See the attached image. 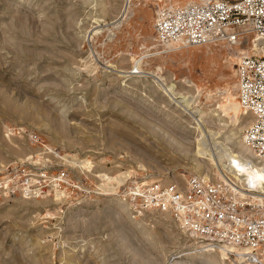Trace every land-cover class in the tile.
Segmentation results:
<instances>
[{"label":"rangeland","instance_id":"obj_1","mask_svg":"<svg viewBox=\"0 0 264 264\" xmlns=\"http://www.w3.org/2000/svg\"><path fill=\"white\" fill-rule=\"evenodd\" d=\"M126 3L0 0V264L238 263L130 194L229 176L205 155L240 151L249 123L218 110L236 93L235 51L160 49L155 6L134 0L115 23ZM183 98L208 113L213 137L195 130ZM61 171L69 182L57 188Z\"/></svg>","mask_w":264,"mask_h":264},{"label":"built area","instance_id":"obj_2","mask_svg":"<svg viewBox=\"0 0 264 264\" xmlns=\"http://www.w3.org/2000/svg\"><path fill=\"white\" fill-rule=\"evenodd\" d=\"M145 1L155 6L154 36L160 49L251 47L252 54L235 62L236 97L249 118L243 141L256 162L264 163V0ZM51 181L61 188L69 182L68 174L61 171ZM246 186V194L240 195L230 179L191 176L183 185L138 186L130 194L144 207L174 217L199 248L263 264L264 200L252 198L254 189Z\"/></svg>","mask_w":264,"mask_h":264},{"label":"bare ground","instance_id":"obj_3","mask_svg":"<svg viewBox=\"0 0 264 264\" xmlns=\"http://www.w3.org/2000/svg\"><path fill=\"white\" fill-rule=\"evenodd\" d=\"M132 5H135L133 0L130 1L129 4L126 3V5L123 8L122 14L120 15L119 20L116 21L115 23H117V22L125 19V17H127L129 10H130ZM96 35H97V33L94 34V36H96ZM234 51H235V53H233L234 56L231 57V59L233 61L235 59L237 61L241 57V55H247V54L250 55L253 52L251 50V47L250 48L249 47L241 48V49L238 48L236 50L234 49ZM134 61L137 63L139 60L135 59ZM141 61H139L138 63H141ZM136 70L138 71V73H136V74H142L141 71L139 72L138 68ZM134 73H135V71H131V72L124 73V74H132L133 75ZM233 88L235 89V91L237 90L236 83H235ZM197 89H198V91H200L201 87L197 86ZM165 91L168 93H173L175 91V88H174V86H168L165 89ZM224 99L225 100L223 102H221L220 105H218L219 106L218 110H220V112L222 114H225L226 116L233 114L237 120H240V118L246 116V113L243 111V109L240 107V105L237 101L236 93H235V95H233V93L228 92V96H225ZM176 103H177V105L180 106V108L185 109L188 112L187 114L191 118L194 119V122H195L194 128L196 131H198L199 133H202L203 135L210 134V137L212 136L211 131L209 130V128H207V125H208L207 124V119H208V113L207 112H204L203 109L196 110L198 105L193 106L194 105L193 102L187 98H183L181 101H176ZM193 109H195L196 111H194ZM213 116L219 117L220 114L214 113ZM239 125H240V123H239ZM244 130H245V128H244ZM216 135H217V133H216ZM239 146H240V151H234L233 149L229 148L220 154L210 151L209 154L205 155V153H204L205 149L200 148V144H199V146H198L199 149L197 150L196 154L200 157L203 156V158H204V155L207 156V158H209V160H211L214 164L217 165L216 167H218V168L220 167V168H222V170H225L226 172H228L229 176L223 175L222 179L223 180L225 179L227 181L230 179L232 182H234L238 187L237 191L240 195L246 194V189H247L246 185L249 184L254 189L251 191V193H249V195L252 198H254L255 200H264V163L256 162V160L254 159V156L252 155V153L250 152V150L247 148V146L245 145V143L243 141V135H242L241 140L239 141ZM113 180L114 179H112V178L110 179V177H109V182H112ZM118 181L120 182V180H118ZM57 193H58V191H57ZM217 252L219 253V255H221L226 260H229L230 257L232 256L229 252L224 251V250L217 251ZM234 256L238 259L237 264H245V262L241 260V258H243L242 256L240 257V259H239V256H237V255H234ZM190 258H193V256H190ZM263 264H264V262H263Z\"/></svg>","mask_w":264,"mask_h":264}]
</instances>
